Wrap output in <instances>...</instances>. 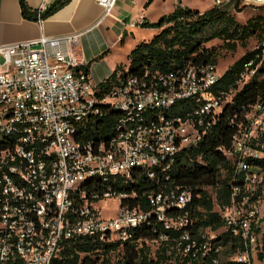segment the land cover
Listing matches in <instances>:
<instances>
[{
  "label": "built area",
  "instance_id": "1",
  "mask_svg": "<svg viewBox=\"0 0 264 264\" xmlns=\"http://www.w3.org/2000/svg\"><path fill=\"white\" fill-rule=\"evenodd\" d=\"M117 1L96 0L103 17L112 15ZM52 2L38 0L33 20L40 23ZM117 20L123 29L144 21L142 16ZM78 36L41 35L0 47V135L8 138L0 149V264H52L64 240L84 236L124 243L151 214L131 206L126 200L133 194L114 189L110 181L130 178L135 170L145 171L151 180L168 181L177 155L198 144L233 102L235 89L213 91L222 73L212 63L151 75L146 71L144 77L128 74L99 95L71 48ZM33 43L40 47L32 48ZM60 43L65 49L47 48ZM251 65H244L237 86L252 78L256 67ZM179 102L190 103L184 116L172 113ZM105 110L119 113L110 135L87 138ZM227 122L230 146L217 149L231 162L230 198L226 205L214 204L222 231L202 233L198 241L187 230L192 223L187 210L166 214L171 207L186 208L188 189L149 195L157 220L166 229H183L176 248L180 256L190 255V262L206 257L211 241L227 230L244 248L228 261L253 264L252 252L264 253V171L258 163L264 159V98L234 111ZM103 200L118 201L116 216H103L97 206Z\"/></svg>",
  "mask_w": 264,
  "mask_h": 264
},
{
  "label": "trees",
  "instance_id": "2",
  "mask_svg": "<svg viewBox=\"0 0 264 264\" xmlns=\"http://www.w3.org/2000/svg\"><path fill=\"white\" fill-rule=\"evenodd\" d=\"M69 0H56L41 13L43 18L53 14ZM21 13L27 19H35V10L31 11L25 0H19ZM152 0H146L147 6ZM237 0H229L224 4H217L204 11L182 6L180 3L174 9L161 15L155 22L144 20L140 27L156 28L158 31L147 41L137 43L128 54V63L117 66L111 75L98 84V94L106 93L119 79L128 74L144 77L146 71L152 73H167L184 65H216L215 47H207L212 40L222 41L226 49L235 50L238 46L246 47L251 37L258 39V46L253 50H246L244 54L221 74L216 85L215 93L235 89L233 102L226 104L219 120L198 144L181 151L175 163L169 170L168 181L151 180L143 170H135L130 178L116 176L110 181L111 186L119 191H125L133 197L126 200L131 206L139 207L151 216L134 228L131 237L121 243L119 240L99 241L91 236H84L79 240H64L52 264H167L174 255V264H189L190 255L178 254L176 244L183 229H166L162 221L157 220L152 213L153 205L149 195L156 191L173 189H188L191 197L184 210L171 207L166 211L168 216L188 211L191 225L187 230L192 238L201 240V234L207 228L218 230L223 221L214 210V204L226 205L230 198V159L217 147L230 146L232 128L227 118L242 106L253 103L258 98H264V17L256 15L239 23L232 10H236ZM252 61V68L256 67L251 79L237 86L244 65ZM126 69H124V68ZM85 69V68H84ZM86 70V69H85ZM190 103L179 102L172 108L173 114L184 116L190 110ZM119 113L105 110L103 115L95 121V126L89 128L86 134L89 139H105L110 135L113 124ZM98 138V139H97ZM8 138L0 135V149L6 146ZM264 171V159L259 160ZM206 187L214 190V197ZM166 240H161V235ZM264 237V232L262 233ZM158 241V248L153 257L147 246V241ZM221 248L219 254L214 252ZM244 251L241 239L233 236L228 230L223 231L215 240L211 241V250L206 257L192 260L190 264H239L228 261L236 253ZM120 253L118 259L111 260V254ZM220 254L227 257V261L220 259ZM258 258H263V252H257Z\"/></svg>",
  "mask_w": 264,
  "mask_h": 264
},
{
  "label": "crops",
  "instance_id": "3",
  "mask_svg": "<svg viewBox=\"0 0 264 264\" xmlns=\"http://www.w3.org/2000/svg\"><path fill=\"white\" fill-rule=\"evenodd\" d=\"M56 0H53V2ZM33 11L38 0H25ZM52 2V3H53ZM146 0H118L112 15L102 16L103 10L96 0H69L40 23L25 18L21 13L19 0H0V47L19 42L36 41L41 35L47 37L79 33L78 40L71 45L82 60L95 85L105 81L119 65L128 63V54L141 41H147L158 31L156 28H143L138 25L123 29L117 18L125 21L144 20L152 22L145 9ZM163 14H158V18ZM157 18V19H158ZM126 38H130L127 51L121 60L115 49ZM32 48L40 44L33 43ZM49 50L65 49L60 43L47 46ZM3 57L0 55V63ZM1 69V68H0Z\"/></svg>",
  "mask_w": 264,
  "mask_h": 264
},
{
  "label": "rangeland",
  "instance_id": "4",
  "mask_svg": "<svg viewBox=\"0 0 264 264\" xmlns=\"http://www.w3.org/2000/svg\"><path fill=\"white\" fill-rule=\"evenodd\" d=\"M229 0H152L147 6H144L148 11V17L152 18V22L157 20L158 14H167L171 12L177 3H180L182 6H186L192 9H197L199 11H204L206 9L211 8L217 4L227 3ZM239 3L237 4L236 10H232L231 12L234 14L235 19L239 23H245L247 19L254 17L256 15H261L264 17V0H237ZM130 38H126L123 42H121L117 48L115 49L119 58L123 60L125 57L124 54L127 51V47L129 45L128 41ZM258 39L256 37H251L246 47L238 46L235 50L226 49L222 46V41L215 39L206 44L207 47H215L216 49V67L219 73H223L224 70L230 66L233 62L238 60L246 50H253L258 46ZM124 66L127 65L124 63ZM124 68V67H123ZM125 69V68H124ZM126 70V69H125ZM208 192L214 197V190L210 187H206ZM99 209H101L103 216L105 217H114L117 214L118 210V201L116 200H103L97 203ZM261 212L264 215V197L261 203ZM262 231L264 232V218L262 223ZM222 231L221 228L219 232ZM262 232V233H263ZM206 235L210 236L212 234V230L207 228L203 231ZM264 243V237H263ZM158 241L150 240L147 241V246L150 250V254L153 257L154 252L158 248ZM120 253L111 254V260L114 262L118 259ZM220 259L222 261H227V257L224 254H220ZM253 264H264V254L263 258L259 259L256 251L252 252L251 256ZM174 255H171L170 260L167 264H174Z\"/></svg>",
  "mask_w": 264,
  "mask_h": 264
}]
</instances>
